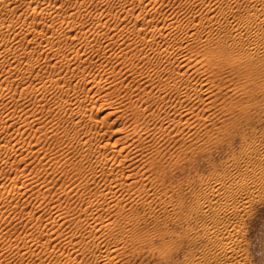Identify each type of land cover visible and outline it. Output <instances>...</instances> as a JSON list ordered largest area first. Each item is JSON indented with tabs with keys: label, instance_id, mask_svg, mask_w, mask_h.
<instances>
[{
	"label": "rangeland",
	"instance_id": "rangeland-1",
	"mask_svg": "<svg viewBox=\"0 0 264 264\" xmlns=\"http://www.w3.org/2000/svg\"><path fill=\"white\" fill-rule=\"evenodd\" d=\"M35 1H39V2H37L39 4H37ZM35 1H33V0H29V1L28 0H17L14 3L17 6H16V10L12 11L13 13L10 12V14L8 15L7 14L8 11L5 12V11L1 10V12H0V21L2 20L1 22H3V24H7L6 21L8 23H10V22H13L15 20L16 22L14 21L13 23H16V25H19V24H21L20 22L25 18V16H23V14H17V13L31 11L30 6L32 7L33 4L34 5L37 4V10H39V7L46 5V3L52 2L50 4V6L53 7V9L55 10V11L53 10V14H56L57 13L56 10L59 9L58 10L59 15L58 16L55 15L53 17V21H52L53 22L52 26H53L54 30L52 29V27L50 28L47 26L48 24L52 23V22H50L52 20L50 15H46L47 17L45 16L46 17V18L44 17L45 19H43V18L38 19L39 18L38 16H36L34 20L33 19L32 20L27 19V21L29 22L28 25L30 26V28L33 27L38 31H45L46 35L48 34L49 38L52 40V43L51 42L49 43L46 40V37H41L38 35L32 39L30 38V36L27 38H23L21 35H19V36L17 35L18 38L16 36H14V37H16V38H14L13 35H10L9 41L6 45L4 42L0 41L1 42L0 43V52H1L0 57H3L2 59H0V64H1V66L4 64L2 67H0L2 70V71L0 70V88L2 89V90H0V112L2 111L0 113V117L4 120L5 118L9 119L10 116L11 117L15 116L14 121L6 122V124H8L7 126L0 124L1 125L0 126V250L3 251V252L1 251V253H0L1 254L0 264H2V263L5 264L6 262H7L6 264H14L15 262H16V264L17 263L18 264H61V263L62 264H84V263L93 264L96 262V260H98V256L96 258H95V256L99 255L100 252H103L104 250H107V249L109 251L112 250V251H110V253L112 252L111 254L113 255V257L117 254L118 255L115 256L117 258L111 257L110 260L107 261L105 264H117V263L118 264H216L214 262H208V261L204 262L200 257V252H201L202 248L204 247L205 242L198 240V239H195V237H193L195 235L197 236V232H199L200 229H198L199 226H196L198 224L196 222L195 216L192 214H189V210H190L189 208H190V206L195 204V201H194L195 196H196L197 192L200 190V186H201L200 182L202 181V179L204 180L205 178H207L213 174L221 175V174L227 173L229 171L228 164H229L230 160L232 159V157L242 156V153H243L242 148H244L245 143L247 141L253 139L252 135L249 134V131H246L251 123L250 124L247 123L248 125L244 124L241 128H234L230 125V121L223 122V118H225L226 115H224L223 112L220 109H218V106L215 105L214 102H216L217 99L214 100L213 103L209 102L210 104H208V102L205 103L206 102L205 100H195V102L193 101L192 103H190L188 105V106L191 105L190 110H193L192 112L190 111L187 114H181V115H177L175 117V118H178V116L180 118L182 117L181 121L183 123L180 122L181 123L180 125H178V126L176 125V127H175L173 124H170L171 121L167 120L166 118H164V119L157 118L156 120H152L149 122L148 125H151V126H149V128H153L156 126V128H158V129H160V128L166 129L165 130L166 132L161 131V130H160V132H158L157 131L158 129L153 128V129L149 130V132H150L149 134H151L150 137L149 136L145 137V138L143 137V134L146 135L145 131H143L141 133L142 136L141 135L136 136L135 133L134 134L132 133V128H131L132 121H131L130 115H128L130 113L129 102L136 99V97H137L136 93H138L139 90L141 91V89H143V87H146V89L151 87L150 82L152 80H154V77L156 79V74H153L155 76H153V79L151 78L152 79L151 81L150 80L147 81V77L146 78L143 77L140 80H134L133 81V79H131V77L127 74V72H124L126 67H129L128 66L129 64L131 67H134L135 70L141 69L142 71H146L144 74H146L148 72V67H146L145 64L139 63L141 60H139L138 58H137L138 59L137 60V59H135V57H130L131 56L130 53L132 54V52H133V50L131 49L132 46H129V47L126 46L129 41L130 42L133 41L130 38L135 37V39L138 40V38H136V37H138L139 35H142L144 32V30L142 29V25H140L143 23L142 20L140 19V20L134 22V17H133L134 12L136 14L137 11H142V9H139V8H141V6H143L144 4H141V3L136 4L133 2V0H131V1H129V0H126V1L125 0H75V2H74V0H65V3H63V4H59L60 0H56L57 3H53V1H55V0H43V1L35 0ZM123 1L127 2V3H124ZM147 1H150V2L153 1L154 2V3L152 2L151 4L155 8H153L151 6L149 10H150V13L152 15H155V16L157 15L156 18H158L159 15L160 16H162V15L166 16L167 15V16H169L168 18H173V19L177 18L179 20L178 22L181 23L182 27L191 26V25L195 24V22H197V21H198L197 23H199L200 19H203V21L205 20L207 0H205V2H202L200 0H147ZM26 2H28V3L25 4ZM29 2H32L33 4H31V3L29 4ZM120 3L121 4H123V3L127 4V6L129 5V7L132 9V11L130 10L129 12H126L128 14H126V13L116 14V11L121 9V7L119 6V5H121ZM94 4L96 7L93 6ZM133 4H135V5H133ZM218 4H220V3H218ZM27 5H30V6H27ZM56 5H58V6H56ZM78 5H79L80 10L82 12L77 10V11H74V13L72 14L73 17H69V19H68V17H65L69 12H71L69 10H71L73 7H76ZM220 5H221V7H220ZM220 5L216 6V4H215L213 6V11H216V9L217 8L219 9V7L221 9L223 5L222 4H220ZM27 7H29V8H27ZM57 7H59V8H57ZM93 7H95V8H93ZM132 7H134V8H132ZM90 9H91V11H90ZM218 9H217V11H218ZM100 10H103L104 13L106 12L105 14L107 16L106 15H105L106 17L103 16L101 18V21L99 22L96 18H97V15L99 13L98 11H100ZM177 10H179V11H177ZM14 12H16V13H14ZM60 12H61V14H60ZM65 13H66V15H65ZM80 13H82V15ZM76 14L78 16H76ZM112 16H113V18H112ZM10 19H12L13 21ZM61 19L64 21L67 20L65 23H68V25L64 24V21H61ZM77 20H78V22H77ZM125 20H126V22H125ZM46 23H48V24H46ZM71 24H73V26ZM56 25L58 28L56 27ZM69 25H71V26L69 27ZM195 26H198V24L197 25L195 24ZM138 27H139V30L141 31L140 33L135 31ZM129 28H131V30ZM214 28H218V27L214 26L212 29H214ZM96 29H97V32L100 33L102 38L100 37L99 33L96 32ZM124 29L125 30L127 29V30L125 31ZM51 30H53V31H51ZM118 30L119 31L123 30L124 32L123 31L119 32ZM142 30H143V32H142ZM104 31H107V33ZM117 31H118V33H117ZM50 32L51 33L54 32L52 34V37H51ZM133 32H135V33H133ZM217 32H219V29L213 30V33H217ZM77 33H78V36H77ZM177 33L181 34V31H174L172 35H177ZM72 34H74L75 39L73 38ZM94 34L97 35L95 38H94V36H95ZM119 34L120 35L122 34L121 42L119 40V39H121L120 36L116 37V35H119ZM135 34H136V36H135ZM83 35H85L86 37ZM106 35L108 36V38H106ZM103 36L105 37V39ZM20 38H22V39H20ZM72 38L74 40H72ZM87 38H89L88 41H87ZM81 39H83V40H81ZM99 39H101L102 42L101 41L99 42ZM115 39L116 40L118 39V40L115 41ZM68 40H69V42H68ZM62 41L63 42L66 41V42L63 43ZM71 41H73L74 44ZM105 41L109 42V43H111V41H112V43H111L112 45L110 44L109 45L110 47L107 46L108 50H105L106 48L104 49V45L106 43ZM125 41H128V42L126 43ZM164 41H166V42H164ZM171 41H172V36H170V37L166 36L163 39H158V37H157L156 43L162 44V43H167V42H171ZM93 43L94 44L96 43V44L93 45ZM67 44H69V46L75 45L74 48L79 49L78 52L80 54L79 55L80 57H79L78 61H80V60L81 61L79 62V64H77L78 66L75 64L76 60L72 59L74 57V55L71 53L70 50H68L69 48L66 47ZM113 44L114 45L116 44V46H114ZM117 44H118V46L119 45H122V46L118 47ZM50 45L53 46V47L51 46L52 51H54V49L56 50L57 58H56V55L52 56V58L47 57V60L52 59L50 61V65H47L46 61H45L46 58L43 57V55H44L43 51L47 48V46H50ZM86 45H88V46H86ZM101 45H103V46H101ZM5 46L7 47V49ZM90 46L92 48H90ZM93 46H94V48H93ZM123 46L126 48L127 53H125V54H124L125 49H121V47H123ZM12 47H14V50ZM101 47H103V48H101ZM110 48L111 49L113 48L112 51L110 50ZM193 48L195 49V47H193ZM117 49H119L120 51ZM10 50L12 52L13 51H15V52L12 53ZM62 50H63V52H62ZM102 50L104 51L105 54L103 53ZM197 50H198V48H197ZM113 51L115 52V54ZM7 52L8 53L11 52L10 54H12V55L7 54ZM190 52L192 54V59H194V61H196L195 59H198V57L196 54H194L195 51L194 52L190 51ZM41 54H43V55L41 56ZM99 54H100V56H99ZM112 54H114V56ZM116 54H117V56H116ZM63 55H65L64 56L65 58L63 57ZM110 55H112V56H110ZM37 56H39V57H37ZM59 56L63 57L62 60L60 59L61 61L57 62L60 64L56 63L55 66H53V65L51 66V64L53 63V60L55 58L56 59L61 58ZM66 56H68V57H66ZM125 56H126V59L128 60V58H129V60L123 64L121 62L125 58ZM30 58H31L32 65H30L29 61H28ZM66 58L71 60V61H69L70 64H68V67L65 65L66 64V60H65ZM130 59H132L133 61L132 60L130 61ZM153 59H154V57H153ZM97 61H99V64ZM135 61L139 64H137ZM175 63H176V61L172 60V63H170V66L174 67ZM136 64H137V66H135ZM28 66H29L28 69H30V70L27 69ZM4 67H6V68H4ZM12 67L19 69L20 71L16 70L15 68L8 69V68H12ZM77 68H78V70H77ZM102 68H103V70H102ZM36 69H39V70H36ZM107 70H109V71H107ZM110 70H112L113 72ZM101 71H103V72H101ZM110 72H112L113 74L115 73L116 75L115 74L113 75ZM138 72L139 71H137L136 73H138ZM121 73H123V74H121ZM107 74L110 75V78H109V80L107 79L106 81L109 82L113 76L116 77V78L113 77L114 81L106 84L107 86L101 85L100 87H103V88H100L98 85H95L96 84L95 82L98 80L104 81L105 77H106L105 75H107ZM197 74H198V76L200 75L199 72H196V74H194L195 77H198ZM70 75L72 77H70ZM77 76H79V77H77ZM58 77H60L62 79L67 78L66 81L67 82L69 81L68 82V83H70L69 89H71L73 92L68 89L69 91L67 92V95H69L70 93H71V95H73L74 91H76L74 89L76 88V89H78L77 90L78 92H76V94L78 93L80 98H82V97L85 98V96H82V95H85L86 91L88 93L87 89L89 88V90H90V88H91V90L89 91L90 92L89 94H92V96L89 97V94H88V96H86V98L84 100V103L89 102L88 98H90L92 101L98 99L96 101V103L92 104V107H90V109L87 111V113L89 115L91 114L96 118L105 114V112H104L105 110L100 108L101 105H99V104H101V102H109L110 100L111 101L112 100L113 101L122 100L123 102H121L119 105V108L116 109L117 112L112 113L108 117L109 119L107 118L108 119L107 121H109V120H110V122L113 121L114 122L113 125H116V127L118 126V129H119L118 133L117 134L116 133L110 134V132L108 131L105 133L104 139L111 142L116 137H118L119 135L126 136L124 134H127L126 142L124 144L119 142V144H121V145L123 144L125 147L127 145V147H126L127 149H129L131 146L130 143L132 141V137L134 139H137V140L140 139L139 141L141 142V143H139L140 145L138 147V150L136 151L137 156L134 155V158L128 157L124 161V164L126 163V165H124L125 174H126V172H128V173L130 172L129 174H134L136 172V170L139 168L138 169L139 171L137 170L135 175L129 176L130 179H132L135 182L138 179L136 182L137 187L131 188L129 190L130 194L127 193V195L129 194L128 195L129 199L123 200L125 210H127V212H130V213H127L126 211L120 213L118 215L119 219L117 217H116L117 219L115 218L116 223L118 222L117 226H115L116 225L115 224L114 227H112V229L110 228V231H108V228L106 231H102L103 230L102 228H100L99 226L98 227L96 226V228H95L96 233H94V235L96 236L95 239H94V237H95L94 235H93V238H91L92 235H90L89 238L81 235L82 230H84L83 227H85V225H83V223L81 222V221L85 222V220H83V217H84L83 212L84 211L82 210L83 209L82 207H84L85 204H84V202L82 203L81 199L84 196H87L89 191L94 192L93 188H94V190L98 189L97 187H99V183L96 186L95 183H91L89 181L88 183H90V184L88 186H85V187L82 186V184L79 182L85 181L89 172L86 171L84 167L82 169H80L79 167H76V166L81 161V163H83L84 165H86V164L91 165V163H92V167L94 168V166H96V164H95L96 161L94 162V158L92 160V158H90L89 155L86 154V151L82 147V144H80L78 137H75L74 128H73L74 125L71 122L70 114L68 115L65 112H63L62 110L57 111L55 109H50V107H49V106H51V108H55L54 106L60 101V97L63 95L61 93V90L58 89V86L61 84L60 82L62 81V79H60L61 81H59L58 85L53 86L54 88L52 87V85H47V88L44 89V99H42V97L40 96V93L37 94L38 98L36 97V95L34 96V94L30 93V92H28L26 94L27 96L21 94L24 97L23 98L22 96H19L20 94L18 92V90L21 88L20 86H22L24 84H32V83L34 84L35 83V85H36L38 83L42 84L43 82H46L48 84V81H47L48 79L58 78ZM76 77L79 79L80 78L83 79L84 82L82 83V81H80L78 83V81H75V80H78ZM68 78H69V80H68ZM117 78H118V80L124 79L122 81L123 84L125 83L124 86H122L123 85L122 83L120 84L119 82H115V81H118V80H116ZM70 79H72V80H70ZM130 81H132V82H130ZM63 83L64 82H62V84ZM77 83L79 85H77ZM90 83H91V85H90ZM114 83L116 84V86ZM117 83H119V85ZM135 84L137 85V87ZM87 85H88V87H87ZM112 85H114V86H112ZM94 86H96L97 88ZM131 86H133V87H131ZM98 87H99V89H98ZM116 87H117V89H116ZM93 88H96V89H93ZM82 89H84V90H82ZM129 89L132 92L135 91L136 89L137 90L135 92L131 93L129 91ZM94 90H95V92H96V90H98V91L96 93H94ZM102 91L103 92L106 91V92L103 93ZM121 91H122V93H121ZM12 92L13 93L15 92V95L11 98L8 97V95L11 96L13 94ZM111 92H112V94H111ZM126 92H128V94H126ZM152 92H154V91L152 90ZM45 94H46V96H45ZM100 94L101 95L103 94V95L101 96ZM104 94L106 96H104ZM48 95H50V96H48ZM128 95H131V96L129 97ZM154 95H156V94L154 93ZM33 96L35 97V99ZM219 98L222 99L223 96H219ZM32 99H33V102H32ZM45 99H47V100H45ZM48 99H50V100H48ZM107 99H108V101H107ZM221 99H218V102ZM136 100H139V98L137 97ZM41 101H42V104L43 105L45 104V105H44V107L41 106L42 108H39ZM203 102H204V104H203ZM218 102H216V103H218ZM29 104H30V106H29ZM50 104H52L53 106ZM122 104H123V107H122ZM205 106H206L207 110H206ZM208 106H210V107H208ZM11 107H13V108H11ZM47 107H48V109H47ZM213 107L215 109H213ZM32 108H34V109H32ZM43 108H45V109H43ZM41 109H42V112H41ZM118 109H119V111H118ZM53 110H55V111H53ZM152 110H153L152 113H154L156 115L161 114V117H162V114L164 115V111H162L163 109L160 110V107L157 104L151 103L149 105V111H152ZM196 110H198V111H196ZM201 110H203V111H201ZM11 111L13 112V115H12ZM26 111L29 113H34L35 116L39 115V116H36V118H37L36 121L39 123L32 122L31 125L22 126L23 128L20 127V124L17 125L19 123L20 117H23V115L25 114L24 112H26ZM32 111H34V112H32ZM214 111H216V112L214 113ZM196 112H200V114L195 117L194 115ZM211 113H214L213 114L214 116H212ZM19 114L22 116H19ZM118 114H120V115H118ZM8 115H9V117H8ZM186 115H188L187 118L189 119V122H190L189 124L186 122L187 118L184 117ZM67 116H68L71 123L69 122V120H67L68 119ZM124 117H125V119H124ZM204 117H206V118L204 119ZM183 118H185L184 121H183ZM191 118H193V119H191ZM158 119H160L161 122ZM15 120H18V121L16 122ZM163 120H165V121H163ZM117 121H118V123H117ZM146 121H147V118L145 119V124L147 125ZM100 122L101 121L98 120L96 124L94 123L95 126L94 125H93V127L90 126L92 128H90L89 126H86V127L82 126L83 128L81 129L82 130L81 134H84V136L87 134L91 135V134L96 133L95 132L96 129H102L103 130V129L107 128V126L109 125V123L103 124L102 122L101 123ZM126 122H128V123H126ZM120 123L123 124L124 126L125 125L126 126L125 127L123 125L121 126ZM50 124L52 126L58 125L57 130L55 131L56 132L55 134L52 132L47 133L50 129ZM255 124L257 125V127H259L258 123H255ZM99 125H100V127H99ZM157 126H159V127H157ZM166 126L168 129L165 128ZM261 126L264 127V124L262 123ZM113 127L115 128V126H113ZM110 129H112V127H110ZM87 130L89 132H87ZM151 130H152V132H151ZM240 130H242L243 132L245 131V133L247 135L243 136V134ZM44 132H46V133H44ZM161 133H162V135H160ZM159 135H160V137H159ZM140 136H141V138H140ZM152 136H153V138H152ZM142 137H143V139H142ZM129 139H131V140H129ZM147 141H149V142H147ZM94 143L91 144V150H94L96 145L98 144V143L97 144H94ZM109 146L111 148V144H108L106 148L105 147L103 148V153L107 157L111 156L110 155V148L108 149ZM117 146H118V144H117ZM140 150H142V151H140ZM153 150L155 151V153ZM156 151H157V153H156ZM161 151H162V153H160ZM154 155L155 156L158 155V156H156V157H158V158H156V163L155 162L153 163ZM148 157H150V158H148ZM90 159L93 162H91ZM159 159H160V161H159ZM54 161H56V162H54ZM127 162H128V164H127ZM161 166H162V168H161ZM114 169L112 171H115ZM95 170H98L96 172V176L98 177V179H102V176H98L101 174L99 172L100 167L96 166ZM130 170H132V171H130ZM107 173H110V172L108 171ZM112 173H116V172H112ZM74 175H76V176H74ZM135 177H137V178H135ZM4 183H7L6 187L3 186ZM78 184L81 186H79ZM29 185H30V187H29ZM93 185L96 187H94ZM143 185L145 188L148 187L147 188L148 191H147V189H145L143 187ZM139 186H141V188ZM138 187H139V189H138ZM47 189H49V190H47ZM80 189H82V190H80ZM39 190H43L45 192H43V191L40 192ZM130 191H132V192H130ZM80 192L81 193L84 192L85 194H81ZM142 192H144V193H142ZM78 193L81 195L79 196ZM139 193H141V194L139 196H137ZM89 194H91V193H89ZM82 195H84V196H82ZM150 196H152V197H150ZM130 197H134V198L136 197V198H135V200H132V202H131V201H129ZM149 197H150V199L147 200V198H149ZM67 201H68V203H67ZM139 201H140V203H139ZM161 201L163 202V204L161 203ZM141 202H143V203H141ZM94 203H96V202H94ZM94 203H92L93 205H91V206L89 205L88 211L90 210V208L94 209L96 207L95 205H97V203L95 205H94ZM129 203H130V205H129ZM79 204H81V205H79ZM106 206H108V205H106ZM148 206H150V207H148ZM36 207H38V208H36ZM110 207L109 208H106L105 206H104V208L98 207L97 212H98V214L100 213L99 214L100 216L97 214L96 216H92V217L97 218L96 222H100V221L103 222L108 217L110 219H112V212L111 211H112V208L114 206H110ZM172 208H174V209H172ZM108 209H109L110 213H109V211H107ZM149 209L150 210L153 209L154 211L152 210L153 211L152 212ZM51 210H53V211H51ZM172 210L175 213L174 212L169 213L170 211L172 212ZM39 211H41V212H39ZM134 211H137L139 213L134 212ZM249 211L250 212H248L246 215H244L242 217V220L240 221V227L241 228H239V232L237 233V235L240 236V237L238 236L239 245H238V248L236 250L237 254H238L237 262L230 260L231 262L230 261H226V262L222 261V263L220 262L217 264H239L240 262H241V264H264V192L252 202V204L249 207ZM27 212H32L33 217L32 216L30 217L29 213H27ZM58 212L61 213L62 216H63V214H66L68 217L62 218V216L60 215L61 218L58 219L55 216L56 214H58ZM107 212L110 215H108ZM142 213H144V214H142ZM164 213L166 216L164 215ZM50 214L54 215L55 218L58 219V221L62 219V222H60V221L55 222L54 221V223L52 225L50 224L52 229L47 225L51 229L49 231H51L52 237L59 236V234H60L61 239L64 237L67 240V236L72 235L74 233L72 236L73 242L67 243V242L63 241L59 244L53 242V243H55L53 247L51 245L40 247L39 245L32 244V245H30L31 248H28V250L32 249L31 253H30V251L26 250L27 252L25 251V253L23 254V255H25L24 259L22 257V260H21L22 263H19V259L16 258L17 255L19 254L18 251H16V249H17L16 247L18 246V248H20V252H23L28 247L29 242H27L26 238L23 239V237L21 238L18 236H22L25 233V231L28 232L29 230H30L29 233L30 232L34 233L35 231H33V230H35V229H33L32 227H35L36 225L38 226V223H40V222H41L40 223L41 225L39 224V226L42 227L43 229H45V227H47V226L44 225V227H43V224L46 223V221L48 220L47 217H49ZM145 214H146V216H145ZM171 214H173V215H171ZM28 215L30 218L27 217ZM80 215H82L83 217ZM139 215H141V216H139ZM34 216H36L35 217L36 219L34 218ZM86 216H88V215H86ZM124 216H129V218H131V220L126 223L127 227H132L134 225L133 227L135 228V226H136V228L138 230H140V232L142 233L144 238L137 239L140 243L136 239L133 240L134 238H131L132 240L129 239L130 237H128V236H127L128 238L125 236L127 240L125 239V237H124L125 240L124 239H121V240L118 239L120 237V233L118 235V232H119L118 227H122L123 225H121V224H125L124 221H121L122 223L120 222V220H123ZM69 217L71 218V221H70ZM92 217H90V215H89L88 220H90V219L92 220L93 219ZM26 218H27V220H26ZM44 218H45V220H44ZM72 218H77V219L79 218L80 219L79 222L83 225V227L81 224L76 222L75 219L72 220ZM103 218H104V220H103ZM135 218H137V219H135ZM38 219L41 221H39ZM99 219H102L103 221L99 220ZM138 219H140V220H138ZM28 220H29V222H28ZM35 220L38 222L37 224H36ZM49 220H52V218L51 219L49 218ZM26 224H28V225H26ZM85 224H86V222H85ZM31 225H33V226H31ZM87 225L88 224H86V226ZM193 227L194 228L198 227V228H196L197 229L196 230ZM30 228H32L33 230ZM105 229L106 228H104V230ZM116 229L118 232L116 231ZM97 231H100V233L99 232L97 233ZM18 232H20V233H18ZM55 232H57V233H55ZM114 232H115V234H114ZM54 233L56 235H54ZM116 236H118V237H116ZM105 237H107V238H105ZM113 237H115L116 240ZM19 238H21V239H19ZM142 239H144V240H142ZM42 240H45V238H42ZM109 240H111L112 242H113V240L117 241V242H114L113 245H110L112 243ZM74 241H77V242H74ZM86 241H88V243H89V246H88L89 249L87 247H81V246H83L84 242H86ZM136 241H137V243H136ZM8 242H10L11 244L14 243L13 246H15V247H14L13 251L7 250V248L5 247L6 243H8ZM118 243L121 244L123 247H120L121 245H119ZM99 245H100V247H99ZM105 245H110V246L109 247L107 246L108 247L107 248ZM103 248H105V249H103ZM14 250H15V253H13ZM114 252H116V253H114ZM119 252H121V253H119ZM239 256H240V258H239ZM72 257H76L77 260L76 261L70 260V258H72ZM199 257L201 260L199 259ZM18 258H19V255H18ZM85 260H86V262H85ZM111 261H112V263H111ZM200 261H202V262H200ZM232 261H233V263H232Z\"/></svg>",
	"mask_w": 264,
	"mask_h": 264
},
{
	"label": "bare ground",
	"instance_id": "bare-ground-1",
	"mask_svg": "<svg viewBox=\"0 0 264 264\" xmlns=\"http://www.w3.org/2000/svg\"><path fill=\"white\" fill-rule=\"evenodd\" d=\"M17 0H0V12L1 10L3 11H8V15L10 14V12L15 11L16 10V6L14 3ZM29 1V0H28ZM35 1V0H33ZM43 1V0H41ZM126 1V0H125ZM131 1V0H129ZM128 1V2H129ZM202 2H205V0H200ZM36 3L39 1H35ZM75 2V0H74ZM122 2V1H121ZM124 2V1H123ZM134 3H141L144 4L143 6H141L142 11H137V13L133 14L134 17V22L138 21V20H142V35H139L138 40L134 38H130L133 41L132 42H128L125 41L126 43L128 42V44L126 45L127 47L132 46L131 49L133 50L132 54L130 53V57H135V59H139L141 60L139 63L141 64H145L146 67H148V72L146 74H144L146 71H142L140 70H135L134 67H131L130 64L128 65L129 67H126V69L124 70V72H127V74L131 77V79L134 80H140L141 78H146L147 77V81L148 80H152L153 79V74H156V79L154 77V80H152L150 82L151 87H149L148 89H146V87H143V89H141V91L138 93H136V96L139 98V100H133L129 102V109H130V113L128 115H130L131 117V128H132V133L136 134V136L141 135L142 136V132L145 131V134H143V137H150L151 134H149V130L150 129H158L155 127L153 128H149L148 125L150 121L152 120H156L157 118H161L164 119L166 118L167 120L171 121L170 124H173L175 127L176 125H180L182 122L181 118L178 116V118H175L177 115H181V114H187L190 111L192 112L193 110L191 109V105L188 106L190 103H192L193 101L195 102V100H205L208 104L213 103L214 100L217 99L216 102H218L219 96H223V98L218 102H214L215 105L218 106V109H220L224 115H226L225 118H223V122L226 121H230V125L234 128H241L244 124L246 125L247 123H251L250 126L247 128L246 131H249V134L252 135V140H249L245 143L244 148H242L243 153L242 156H238V157H232V159L230 160L229 164H228V168L229 171L225 174H213L210 175L209 177L205 178L204 180L202 179L201 186H200V190L197 192L196 196H195V204L190 206V210H189V214H192L195 216L196 218V222L199 226L196 227L198 229H200L199 232H197V236H193L195 237V239L204 241V247L202 248L201 252H200V257L201 259L205 262H214V263H222V261L226 262V261H230L233 260L234 262H237L238 260V254H237V248L239 245V238L237 235V233L239 232V228L240 227V221L242 220V217L244 215H246L249 211V207L252 204V202L258 198V196H260L263 192H264V127L261 126V124H264V0H207V8H206V12H205V20L203 21V19H200V22L197 23L195 22V24L198 26H195V24L191 25V26H187V27H182L181 23L178 22L179 20L177 18L173 19V18H168L169 16H160L159 15V19L156 18L155 15H152L150 13V7L152 6V2L147 1V0H133ZM156 2V1H155ZM28 2H26L25 4H27ZM33 4L32 2H29V4ZM52 3V2H51ZM51 3H46V5H43L41 7H39V10H37V4H33L32 7L30 5V10L31 11H27V12H22V13H17V14H23V16H25V18L20 22L21 24L16 25V23H13L14 21L12 19L13 22L8 23L6 21L7 24H3V22L0 21V41L4 42L5 45L8 43L9 41V36L13 35L17 37V35H21L23 38H27L30 36V38H35V36H41V37H46V40L50 43H52V40L49 38V35H46L45 31H38L35 28L31 27L28 25L29 22L27 21V19L30 20H34L36 16H38L40 18L45 19L47 16L46 15H50V17L52 18V20L50 22L53 21V17L56 15H59L58 10L56 14H53V7L50 6ZM53 3H57V1H53ZM65 3V0H60L59 4H63ZM78 3V2H77ZM127 3V2H124ZM121 4L119 5L121 7L120 10L116 11V14L118 13H126L129 12L130 10L132 11V9L129 7V5L127 6V4ZM131 3V2H130ZM154 3V2H153ZM222 4V8L220 9ZM45 4V3H44ZM85 4V3H84ZM99 4V3H98ZM129 4V3H128ZM199 4V3H198ZM216 4L220 5L218 11L216 9V11H213V6ZM77 5V4H76ZM80 5V4H79ZM76 6L73 7L71 10V12H69L67 15L65 13V17H73L72 14L74 13V11H81L80 7ZM83 5V4H82ZM86 5V4H85ZM132 5V4H131ZM135 5V4H133ZM58 6V5H56ZM73 6V5H72ZM95 6V4L93 5ZM99 6V5H98ZM60 7V6H59ZM57 7V8H59ZM96 7V6H95ZM93 7V8H95ZM135 7V6H134ZM132 7V8H134ZM139 7V6H138ZM143 7V8H142ZM145 7V8H144ZM153 7V6H152ZM29 8V7H27ZM56 8V9H57ZM89 8V7H88ZM155 8V7H153ZM152 8V9H153ZM119 9V8H118ZM180 9V8H179ZM26 10V9H25ZM28 10V9H27ZM170 10V9H169ZM194 10V9H193ZM20 11V10H19ZM55 11V10H54ZM91 11V9H90ZM102 11V12H101ZM176 11V10H175ZM179 11V10H177ZM65 12V11H64ZM82 12V11H81ZM94 12V11H93ZM98 15H97V20L100 22L101 18L103 16H105L106 12L104 13L103 10L98 11ZM4 13V12H3ZM13 13V12H12ZM16 13V12H14ZM31 13V14H30ZM153 13V12H152ZM61 14V12H60ZM82 15V13H80ZM89 14V13H88ZM113 14V13H112ZM128 14V13H126ZM162 14V13H161ZM185 14V13H184ZM64 15V14H63ZM62 15V16H63ZM131 15V14H130ZM165 15V14H164ZM7 16V15H6ZM19 16V15H18ZM46 16V17H45ZM61 16V17H62ZM76 16H78L76 14ZM75 16V17H76ZM107 16V15H106ZM105 16V17H106ZM9 17V16H8ZM15 17V16H14ZM45 17V18H44ZM129 17V16H128ZM171 17V16H170ZM113 18V16H112ZM111 18V19H112ZM121 18V17H120ZM74 19V18H73ZM90 19V18H89ZM106 19V18H105ZM158 19V20H157ZM6 20V19H5ZM58 20V19H57ZM66 20V19H65ZM84 20V19H83ZM92 20V19H91ZM133 20V19H132ZM198 20V19H197ZM61 21H64L61 19ZM67 21V20H66ZM66 21H64V24ZM75 21V20H74ZM16 22V21H15ZM37 22V21H36ZM44 22V21H43ZM49 22V23H50ZM60 22V21H59ZM58 22V23H59ZM78 22V20H77ZM126 22V20H125ZM192 22V21H191ZM34 23V22H33ZM32 23V24H33ZM55 23V22H54ZM63 23V22H62ZM72 23V22H71ZM92 23V22H91ZM124 23V22H123ZM48 24V23H46ZM53 22L48 24V27H52ZM56 24V23H55ZM63 24V25H64ZM74 24V23H73ZM73 24H71L73 26ZM95 24V23H94ZM35 25V24H34ZM66 25V26H67ZM69 25V27L71 26ZM97 25V24H96ZM41 26V25H40ZM98 26V25H97ZM103 26V25H102ZM113 26V25H112ZM130 26V25H129ZM139 26V25H138ZM150 26V27H149ZM214 26L218 27V28H214V29H219V32L217 33H213L212 29ZM37 27V26H36ZM57 27V25H56ZM61 27V26H60ZM59 27V28H60ZM64 27V26H63ZM68 27V26H67ZM88 27V26H87ZM41 28V27H40ZM58 28V27H57ZM99 28V27H98ZM116 28V27H115ZM123 28V27H122ZM121 28V29H122ZM91 29V28H90ZM109 29V28H108ZM131 30V28H129ZM136 29V28H135ZM212 29V30H211ZM44 30V29H43ZM54 30V29H53ZM51 30V31H53ZM57 30V29H56ZM68 30V29H67ZM84 30V29H83ZM125 30V29H124ZM127 30V29H126ZM125 30V31H126ZM134 30V29H133ZM132 30V31H133ZM47 31V30H46ZM108 31V30H107ZM107 31H104L107 33ZM114 31V30H113ZM119 31V30H118ZM117 31V33H118ZM123 30H120L119 32H122ZM138 33H140L141 31L139 30V27L135 30ZM174 31H181L180 33H177V35H172ZM62 32V31H61ZM79 32V31H78ZM88 32V31H87ZM97 32V29H96ZM124 32V31H123ZM130 32V31H129ZM49 33V32H48ZM51 33V32H50ZM54 32L51 33V37L52 34ZM81 33V32H80ZM99 33V32H97ZM96 33V34H97ZM102 33V32H101ZM112 33V32H111ZM110 33V34H111ZM115 33V32H114ZM135 33V32H133ZM85 34V33H84ZM103 34V33H102ZM116 34V33H115ZM132 34V33H131ZM137 34V33H136ZM135 34V36H136ZM147 34V35H146ZM179 34V35H178ZM61 35V34H60ZM67 35V34H66ZM65 35V36H66ZM73 38L74 37V34ZM76 35V34H75ZM95 35V34H94ZM100 35V33H99ZM78 36V33H77ZM76 36V37H77ZM85 36V35H83ZM88 36V35H87ZM91 36V35H90ZM97 35L94 36V38ZM117 36H122V34L120 35H116ZM129 36V35H128ZM166 36H172V41L171 42H167V43H156L157 42V37L158 39H163ZM14 37V38H16ZM40 37V38H41ZM67 37V36H66ZM81 37V36H80ZM86 37V36H85ZM101 37V35H100ZM104 37V36H103ZM124 37V36H123ZM18 38V37H17ZM68 38V37H67ZM72 38V40H74ZM93 38V39H94ZM102 38V37H101ZM106 38H108V36L106 35ZM111 38V37H110ZM109 38V39H110ZM119 38V37H118ZM22 39V38H20ZM51 41H50V40ZM66 39V38H65ZM89 38H87L88 41ZM105 39V37H104ZM128 39V38H127ZM156 39V40H155ZM29 40V39H28ZM70 40V39H69ZM68 40V42H69ZM77 40V39H76ZM83 40V39H81ZM96 40V39H95ZM108 40V39H107ZM114 40V39H113ZM118 40V39H117ZM115 39V41H117ZM120 42L122 40L119 39ZM14 41V40H13ZM16 41V40H15ZM21 41V40H20ZM78 41V40H77ZM86 41V42H87ZM97 41V40H96ZM101 41V39H99V42ZM169 41V40H168ZM0 42V43H1ZM26 42V41H25ZM46 42V41H45ZM63 42V41H62ZM66 42V41H64ZM63 42V43H64ZM73 42V41H71ZM102 42V41H101ZM106 42V41H105ZM155 42V43H154ZM166 42V41H164ZM3 43V44H4ZM48 43V44H49ZM88 43V42H87ZM98 43V42H97ZM112 43V41H111ZM111 43L106 42L104 45V49H107V46H109ZM20 44V43H19ZM27 44V43H26ZM38 44V43H37ZM43 44V43H42ZM74 44V42H73ZM96 44V43H95ZM93 43V45H95ZM103 44V43H102ZM119 44V43H118ZM117 44V46H118ZM124 44V43H123ZM59 45V44H58ZM80 45V44H79ZM84 45V44H83ZM91 45V44H90ZM112 45V44H111ZM114 45V44H113ZM9 46V45H8ZM23 46V45H22ZM52 45L47 46V48L43 51V54H41V56L43 55V57L46 58V64L50 65V61L52 59H48V58H52V56L56 55L57 58V53L56 50L54 49V51H52ZM63 46V45H62ZM66 46V45H65ZM75 46V45H74ZM74 46H69V44H67V48H69L68 50L71 51V53L74 55V57L72 59H75L76 62L75 64H79L78 61L79 59V49H75ZM88 46V45H86ZM92 46V45H91ZM90 46V48H92ZM103 46V45H101ZM116 46V44L114 45ZM122 46V45H119ZM118 46V47H119ZM6 47V46H5ZM18 47V46H17ZM56 47V46H55ZM96 47V46H95ZM110 47V46H109ZM117 47V48H118ZM195 47V49L193 48ZM3 48V47H2ZM14 50V47H12ZM19 48V47H18ZM94 48V46H93ZM103 48V47H101ZM198 48V50H197ZM5 49V48H4ZM7 49V47H6ZM5 49V50H6ZM17 49V48H16ZM20 49V48H19ZM58 49V48H57ZM113 49V48H112ZM112 49L110 48V50L112 51ZM121 49H125V53L126 52V48L123 46L121 47ZM30 50V49H29ZM28 50V51H29ZM34 50V49H33ZM60 50V49H59ZM67 50V51H68ZM86 50V49H85ZM99 50V49H98ZM97 50V51H98ZM109 50V51H110ZM115 50V49H114ZM119 50V49H117ZM197 50V51H196ZM4 51V50H3ZM11 51V50H10ZM38 51V50H37ZM103 51V50H102ZM116 51V50H115ZM120 51V50H119ZM124 51V50H123ZM131 51V50H130ZM189 51V52H188ZM190 51H195L194 54L197 55L198 59H195L196 61H194V59H192V54ZM12 52V51H11ZM11 52H7V54H10ZM15 52V51H13ZM12 52V53H13ZM21 52V51H20ZM61 52V51H60ZM63 52V50H62ZM66 52V51H65ZM81 52V51H80ZM90 52V51H89ZM92 52V51H91ZM99 52V51H98ZM114 52V51H113ZM3 53V52H2ZM41 53V52H40ZM104 53V51H103ZM107 53V52H106ZM120 53V52H119ZM16 54V53H15ZM19 54V53H18ZM21 54V53H20ZM37 54V53H36ZM63 54V53H62ZM61 54V55H62ZM102 54V53H101ZM105 54V53H104ZM115 54V52H114ZM114 54H112L114 56ZM1 55V52H0ZM4 55V54H3ZM12 55V54H10ZM67 55V54H66ZM69 55V54H68ZM107 55V54H106ZM110 55V56H112ZM127 55V54H126ZM16 56V55H15ZM65 55H63L64 57ZM100 56V54H99ZM109 56V57H110ZM117 56V54H116ZM119 56V55H118ZM129 56V55H128ZM17 57V56H16ZM36 57V56H35ZM39 57V56H37ZM42 57V58H43ZM61 57V56H59ZM58 57V58H59ZM63 57L59 58V59H54L53 63L51 64V66H55V64L58 61H61L63 59ZM68 57V56H66ZM122 57V56H121ZM154 57V59H153ZM196 57V58H197ZM3 57H0V59H2ZM44 58V59H45ZM65 58V57H64ZM108 58V57H107ZM194 58V57H193ZM37 59V58H36ZM41 59V58H40ZM61 59V60H60ZM120 59V58H119ZM123 59V58H122ZM137 59V60H138ZM11 60V59H10ZM66 66L68 67L69 61H71L70 59L66 58ZM83 60V59H82ZM100 60V59H99ZM121 60V59H120ZM129 60V58H128ZM125 58L122 60L121 63H125L126 61H128ZM132 59H130L131 61ZM172 60H175L176 63L174 65V67L170 66V63H172ZM29 64L32 65L31 63V58L28 60ZM94 61V60H93ZM101 61V60H100ZM133 61V60H132ZM99 64V61H97ZM136 62V61H135ZM134 62V63H135ZM5 63V62H4ZM24 63V62H23ZM44 63V62H43ZM95 63V62H94ZM129 63V62H128ZM133 63V62H132ZM137 63V62H136ZM137 63V64H139ZM60 64V63H57ZM74 64V63H73ZM137 64L135 66H137ZM4 65V64H3ZM2 65V66H3ZM9 65V64H8ZM63 65V64H62ZM127 65V64H126ZM132 65V64H131ZM0 64V67H2ZM10 66V65H9ZM21 66V65H20ZM35 66V65H34ZM40 66V65H39ZM43 66V65H42ZM50 66V67H51ZM78 66V65H77ZM97 66V65H96ZM143 66V65H142ZM8 67V66H7ZM16 67V66H15ZM15 67L12 68H8V69H13ZM31 67V66H30ZM74 67V66H73ZM140 67V66H139ZM6 68V67H4ZM17 68V67H16ZM15 68V69H16ZM29 68V66L27 67V69ZM33 68V67H32ZM35 68V67H34ZM45 68V67H44ZM73 69V68H72ZM108 69V68H107ZM110 69V68H109ZM112 69V68H111ZM145 69V68H144ZM143 69V70H144ZM1 70V68H0ZM7 70V69H6ZM18 71H20L19 69H16ZM30 70V69H28ZM39 70V69H36ZM41 70V69H40ZM71 70V69H70ZM78 70V68H77ZM82 70V69H81ZM103 70V68H102ZM2 71V70H1ZM10 71V70H9ZM22 71V70H21ZM35 71V70H34ZM59 71V70H58ZM109 71V70H107ZM112 71V70H110ZM137 71H139L138 73H136ZM7 72V71H6ZM27 72V71H26ZM31 72V71H30ZM53 72V71H52ZM76 72V71H75ZM83 72V71H82ZM103 72V71H101ZM113 72V71H112ZM110 72V73H112ZM122 72V71H121ZM196 72H199L200 75L195 77L194 74H196ZM4 73V72H3ZM81 73V72H80ZM100 73V72H99ZM109 73V72H108ZM8 74V73H7ZM54 74V73H53ZM87 74V73H86ZM101 74V73H100ZM113 74V73H112ZM115 74V73H114ZM113 74V75H114ZM123 74V73H121ZM126 74V73H125ZM116 75V74H115ZM118 75V74H117ZM5 76V75H4ZM38 76V75H37ZM80 76V75H79ZM77 76V77H79ZM105 82L104 81H96L95 85H98L99 87L101 85H105L108 83H111L112 81H114V78L116 77H112V79H110V81H106L107 79L109 80L110 75L107 74L105 75ZM128 76V77H129ZM67 77V76H66ZM70 77H72L70 75ZM76 77V78H77ZM86 77V76H85ZM120 77V76H119ZM129 77V78H130ZM138 77V78H137ZM38 78V77H37ZM83 78V77H82ZM98 78V77H97ZM101 78V77H100ZM103 78V77H102ZM123 78V77H122ZM126 78V77H125ZM152 78V79H151ZM7 79V78H6ZM48 79V78H47ZM60 77L58 78H50L48 79V84L46 82H43L42 84L38 83L35 85V83L33 84H24L22 86H20L21 88L18 90L19 92V96L25 95L28 92L33 93L34 96L40 93V96L42 97V99H44V89L47 88V85H52V87L54 85H58L59 81H61ZM67 79V78H66ZM66 79H62V81L60 82L61 84L58 86V89L61 90V93L63 94L60 97V101L54 106L55 108H51L50 109H55V110H62L63 112H65L66 114H70V119L72 124L74 125V135L75 137H78L80 144H82V147L85 149L86 154L89 155L90 158H94V162L96 161V166L100 167V175L98 176H102V179H98V177L96 176V172L98 170H95L92 167V163L90 164H86L84 165L83 163H81V161L79 162V164H77L76 167H79L80 169H82L83 167L85 168L86 171H88V175H87V180L85 179V181H81L79 183L82 184V186H88L90 183H88L89 181L91 183H95L96 186L99 183V187H97L98 189L93 188V191H89V194H87V196H84L81 201L82 203L84 202V207H82L81 209L84 211V217L83 220H85L86 224H88L86 226L84 221H81L83 223V225H85V227H83V225L79 222L80 219L78 218H72L76 220V222H78L79 224L82 225L83 229L81 235L84 237L89 238L90 235H92L91 238H93L94 233H96V226L102 228V231H106L108 228V231H110V228L112 229V227L117 226V223L115 221V218H118V215L122 212H127V210H125L124 207V201L123 200H127L129 199L128 195L129 190L131 188H135L136 186V182L133 181L132 179H130V175H135V173L137 172V170L139 169H135L136 172L134 174H129L128 172H124V165H126V163L124 164V161L129 157V158H134V155H136V151L138 150L139 147V143H141L139 140L134 139L132 137V141H131V146L129 149H127V145L126 147L123 145L127 138V134H124L126 136H122L119 135L118 137H116L113 141H108L106 139H104V135L106 132H110L113 134H117L118 133V126L116 127V125H113V121L110 122L107 121L109 118V116L112 113L117 112V108H119V105L121 102H123L122 100H118V101H109V102H101V109L105 110V114L100 116V117H94L93 115H89L87 113V111L90 109V107H92V104L96 103V100L92 101L90 98L88 103H84V100L86 98V96H88V94L90 93L89 88L88 93L86 91L85 98H80L79 94L76 92H78V89H74L76 91H74V94L71 95V93L69 95H67V92L71 89H69L70 87V83H68L66 81ZM78 83L80 81H82V83L84 82L83 79H79L77 78ZM104 79V78H103ZM102 79V80H103ZM128 79V78H127ZM69 80V78H68ZM72 80V79H70ZM118 80V78L116 79ZM124 79H119L118 81L115 82H119L120 84H123ZM143 80V79H142ZM42 82V81H41ZM62 82H64L62 84ZM90 82V81H89ZM132 82V81H130ZM136 82V81H135ZM138 82V81H137ZM77 83V85H79ZM86 83V82H85ZM119 83H117L119 85ZM139 83V82H138ZM142 83V82H141ZM75 84V83H74ZM115 84V83H114ZM125 84V83H124ZM124 84L122 86H124ZM140 84V83H139ZM73 85V84H72ZM89 85V84H88ZM87 85V87H88ZM91 85V83H90ZM136 85V84H135ZM84 86V85H83ZM114 86V85H112ZM111 86V87H112ZM116 86V84H115ZM121 86V87H122ZM90 87V86H89ZM96 87V86H94ZM98 87V89H99ZM109 87V86H108ZM128 87V86H127ZM133 87V86H131ZM137 87V85H136ZM139 87V86H138ZM3 88V87H2ZM16 88V87H15ZM54 88V87H53ZM97 88V87H96ZM93 88V89H96ZM103 88V87H100ZM105 88V87H104ZM110 88V87H109ZM135 88V87H134ZM142 88V87H141ZM69 89V90H68ZM86 89V88H85ZM111 89V88H110ZM115 89V88H114ZM113 89V90H114ZM117 89V87H116ZM139 89V88H138ZM155 89V90H154ZM0 90H2L0 88ZM16 90V89H15ZM51 90V89H50ZM84 90V89H82ZM104 90V89H103ZM108 90V89H107ZM112 90V91H113ZM132 90V89H131ZM137 90V89H136ZM135 90V91H136ZM152 90L154 92H152ZM46 91V90H45ZM72 91V90H71ZM84 91V92H85ZM98 90H96L97 92ZM130 91V89H129ZM128 91V92H129ZM133 91V92H135ZM73 92V91H72ZM94 90V93H96ZM103 92V91H102ZM106 92V91H104ZM103 92V93H104ZM128 92H126V94H128ZM131 93H133L132 91H130ZM13 93V92H12ZM46 93V92H45ZM83 93V92H82ZM93 93V94H94ZM110 93V92H109ZM122 93V91H121ZM154 93L156 95H154ZM10 94V93H9ZM17 94V93H16ZM22 94V95H21ZM81 94V93H80ZM108 94V93H107ZM112 94V92H111ZM114 94V93H113ZM135 94V93H134ZM15 95V92L8 97H13ZM18 95V94H17ZM101 95V94H100ZM103 95V94H102ZM101 95V96H102ZM109 95V94H108ZM33 96V97H34ZM46 96V94H45ZM50 96V95H48ZM92 94H89V97H91ZM104 96H106L104 94ZM129 97L131 95H128ZM23 97V96H22ZM24 98V97H23ZM38 98V97H37ZM50 98V97H49ZM108 98V97H107ZM35 99V97H34ZM101 99V98H100ZM106 99V98H105ZM47 100V99H45ZM50 100V99H48ZM59 100V99H58ZM40 101V100H39ZM38 101V102H39ZM43 101V100H42ZM41 101V104H42ZM106 101V100H105ZM108 101V99H107ZM126 101V100H125ZM13 102V101H12ZM33 102V99H32ZM35 102V101H34ZM56 102V101H55ZM54 102V103H55ZM149 102V103H148ZM210 102V103H209ZM18 103V102H17ZM128 103V102H127ZM157 104L160 107V110L163 109L162 111H164V115L161 114L160 115H156L152 111H149V105L150 104ZM38 104V103H37ZM40 104L39 108H42L41 106L44 107V105ZM47 104V103H46ZM98 104V103H97ZM204 104V102H203ZM36 105V104H35ZM34 105V106H35ZM52 105V104H50ZM213 105V104H212ZM5 106V105H4ZM13 106V105H12ZM30 106V104H29ZM53 106V105H52ZM207 106V105H206ZM205 106V108H206ZM211 106V105H210ZM208 106V107H210ZM123 107V104H122ZM13 108V107H11ZM20 108V107H19ZM99 108V109H100ZM158 108V107H157ZM203 108V107H202ZM9 109V108H8ZM34 109V108H32ZM45 109V108H43ZM48 109V107H47ZM210 109V108H209ZM213 109H215L213 107ZM20 110V109H19ZM31 110V109H30ZM36 110V109H35ZM53 110V111H55ZM207 110V108H206ZM46 111V110H45ZM119 111V109H118ZM122 111V110H121ZM198 111V110H196ZM203 111V110H201ZM217 111V110H216ZM214 111V113L216 112ZM220 111V112H221ZM2 112V111H1ZM0 112V113H1ZM31 112V111H30ZM34 112V111H32ZM42 112V109H41ZM12 115L13 112L11 111ZM20 113V112H19ZM22 113V112H21ZM25 114L23 115V117H20L19 123L17 125L20 124V127L25 126V125H31L32 122H37L36 121V115L34 113H29V112H24ZM38 113V112H37ZM211 113L212 116H214ZM7 114V113H6ZM39 114V113H38ZM48 114V113H47ZM172 114V115H171ZM200 114V112H196L195 113V117L198 116ZM208 114V113H207ZM120 115V114H118ZM127 115V116H128ZM19 116H22L19 114ZM44 116V115H43ZM165 116V117H164ZM188 115L184 116L187 118ZM210 116V115H209ZM208 116V117H209ZM3 117V116H2ZM6 117V116H5ZM4 117V118H5ZM9 117V115H8ZM15 117V116H14ZM14 117L10 116L9 119H2L0 117V124L2 125H8L6 124V122H12L14 121ZM46 117V116H45ZM49 117V116H48ZM193 117V116H192ZM211 117V116H210ZM209 117V118H210ZM68 118V116H67ZM108 118V119H107ZM114 118V117H113ZM147 118V125L145 124V119ZM206 117H204L205 119ZM48 119V118H47ZM112 119V118H111ZM125 119V117H124ZM185 118H183L184 121ZM193 119V118H191ZM195 119V118H194ZM8 120V121H7ZM39 120V119H38ZM69 120V118L67 119ZM101 121L103 124L109 123V125L107 126V128L105 129H96V133L94 134H87L84 136V134H81L82 132V126L86 127V126H95V124L97 123V121ZM130 120V119H129ZM160 121V119H158ZM208 120V119H207ZM16 122L18 120H15ZM124 121V120H123ZM165 121V120H163ZM162 121V122H163ZM70 122V120H69ZM70 122V123H71ZM100 122V123H101ZM161 122V121H160ZM186 122L189 124V119H186ZM14 123V122H13ZM39 123V122H37ZM95 123V124H94ZM118 123V121H117ZM128 123V122H126ZM154 123V122H153ZM183 123V122H182ZM255 123H258L259 127H257V125ZM71 124V125H72ZM121 124V123H120ZM81 125V126H80ZM123 124H121L122 126ZM248 125V124H247ZM1 126V125H0ZM57 126H52L50 124V129L47 133H56L55 131L57 130ZM115 126V128L113 127ZM120 126V125H119ZM120 126V127H121ZM124 126V125H123ZM126 126V125H125ZM124 126V127H125ZM130 126V125H129ZM160 126V125H159ZM157 126V127H159ZM36 127V126H35ZM90 127V128H92ZM98 127V126H97ZM100 127V125H99ZM98 127V128H99ZM110 127H112V129H110ZM128 127V126H127ZM164 127V126H163ZM162 127V128H163ZM170 127V126H169ZM5 128V127H4ZM16 128V127H15ZM23 128V127H22ZM122 128V127H121ZM120 128V129H121ZM167 128V126L165 127ZM168 129V128H167ZM187 129V128H186ZM246 129V128H245ZM85 130V129H84ZM111 130V131H110ZM161 131H165L166 129H158L157 131L160 132ZM170 130V129H169ZM54 131V132H53ZM86 131V130H85ZM156 131V132H157ZM177 131V130H176ZM191 131V130H190ZM243 134V136L247 135L245 133V131L243 132L242 130H240ZM87 132H89L87 130ZM122 132V131H121ZM152 132V130H151ZM166 132V131H165ZM46 133V132H44ZM93 133V132H92ZM155 133V132H154ZM164 133V132H163ZM172 133V132H171ZM122 134V133H121ZM130 134V133H129ZM157 134V133H156ZM162 135V133L160 134ZM159 135V137H160ZM140 136V138H141ZM99 137V138H98ZM142 137V139H143ZM158 137V138H159ZM153 138V136H152ZM95 139V140H94ZM149 139V138H148ZM104 140V141H103ZM131 140V139H129ZM95 142V143H94ZM119 142L123 143L122 145L119 144ZM143 142V141H142ZM149 142V141H147ZM156 142V141H155ZM97 144L94 150H91V144ZM129 143V142H128ZM144 143V142H143ZM151 143V142H150ZM108 144H111V148L110 146L108 147V149L110 148V157L105 156V154L103 153V148L107 147ZM118 144V146H117ZM129 145V144H128ZM133 145V146H132ZM143 145V144H142ZM141 145V146H142ZM153 145V144H152ZM132 147V148H131ZM143 148V147H142ZM156 148V147H155ZM83 149V150H84ZM141 149V148H140ZM159 149V148H158ZM157 150V149H156ZM142 151V150H140ZM151 151V150H150ZM154 151V150H153ZM160 151V150H159ZM60 152V151H59ZM105 152V151H104ZM106 153V152H105ZM155 153V151H154ZM157 153V151H156ZM159 153V152H158ZM162 153V151L160 152ZM55 155V154H54ZM140 155V154H139ZM49 156V155H48ZM47 156V157H48ZM109 156V155H108ZM137 156V155H136ZM149 156V155H148ZM152 156V155H151ZM158 156V155H156ZM154 155L153 158V163H156V157ZM146 157V156H145ZM150 158V157H148ZM64 159V158H63ZM56 160V159H55ZM132 160V159H131ZM43 161V160H42ZM60 161V160H59ZM91 161V159H90ZM142 161V160H141ZM160 161V159H159ZM52 162V161H51ZM56 162V161H54ZM93 162V161H91ZM130 162V161H129ZM59 163V162H58ZM90 163V162H89ZM160 163V162H159ZM128 164V162H127ZM133 164V163H132ZM149 165V164H148ZM140 166V165H139ZM146 166V165H145ZM151 166V165H150ZM149 166V167H150ZM157 166V165H156ZM130 167V166H129ZM115 168V169H114ZM162 168V166H161ZM97 169V168H96ZM115 171H112V170ZM120 170V171H119ZM133 170V169H132ZM130 170V171H132ZM110 173H107V172ZM139 171V170H138ZM98 172V173H99ZM112 172H116V173H112ZM141 172V171H140ZM76 176V175H74ZM119 176V177H118ZM78 177V176H77ZM132 177V176H131ZM143 177V176H142ZM137 178V177H135ZM134 179V178H133ZM27 181V180H26ZM100 181V182H99ZM144 183V182H143ZM139 184V183H138ZM137 184V185H138ZM23 185V184H22ZM27 185V184H26ZM79 185V184H78ZM4 187L7 186V183H4L3 185ZM59 186V185H58ZM71 186V185H70ZM69 186V187H70ZM75 186V185H74ZM73 186V187H74ZM81 186V185H79ZM78 186V187H79ZM94 186V185H93ZM94 186V187H96ZM30 187V185H29ZM68 187V188H69ZM141 188V186H139ZM138 187V189H139ZM144 187V185H143ZM40 188V187H39ZM64 188V187H63ZM82 188V187H81ZM100 188V189H99ZM145 188V187H144ZM143 188V189H144ZM148 188V187H147ZM145 188V189H147ZM50 189V188H49ZM47 189V190H49ZM142 189V190H143ZM144 189V190H145ZM54 190V189H53ZM69 190V189H68ZM82 190V189H80ZM141 190V191H142ZM40 192L43 190H39ZM61 191V190H60ZM138 191V190H137ZM148 191V189H147ZM146 191V192H147ZM45 192V191H43ZM53 192V191H52ZM63 192V191H62ZM76 192V191H75ZM132 192V191H130ZM145 192V193H146ZM19 193V192H18ZM55 193V192H54ZM58 193V192H57ZM70 193V192H69ZM81 193V192H80ZM126 195H125V194ZM127 193H129L127 195ZM144 193V192H142ZM149 193V192H148ZM147 193V194H148ZM43 194V193H42ZM45 194V193H44ZM66 194V193H65ZM79 194V193H78ZM81 194H85L84 192ZM79 194V196L81 195ZM141 193H139L137 196H139ZM146 194V195H147ZM19 195V194H18ZM61 195V194H60ZM74 195V194H73ZM78 196V197H79ZM136 196V197H137ZM63 197V196H62ZM68 197V196H67ZM135 197V198H136ZM152 197V196H150ZM147 198L148 199H150ZM76 198V197H75ZM80 198V197H79ZM134 197H130V200L132 202V200H135ZM144 198V197H143ZM141 199V198H140ZM60 200V199H59ZM142 200V199H141ZM152 200V199H151ZM163 200V199H162ZM76 201V200H75ZM74 201V202H75ZM145 201V200H144ZM57 202V201H56ZM97 205H95L96 203ZM147 202V201H146ZM58 203V202H57ZM68 203V201H67ZM80 203V202H79ZM92 203H94V205L96 206L94 209H91L88 211L89 209V205H93ZM140 203V201H139ZM143 203V202H141ZM161 203L163 204V202L161 201ZM64 204V203H63ZM108 206H106V205ZM58 205V204H57ZM76 205V204H75ZM81 205V204H79ZM130 205V203H129ZM160 205V204H159ZM62 206V205H61ZM77 206V205H76ZM104 208V206L106 208H109L110 206H114L112 208V219H110L109 217L105 220L103 218L99 219L102 220L103 222H96L97 218L92 217V216H96L98 214L97 212V208ZM127 206V205H126ZM58 207V206H57ZM70 207V206H69ZM78 207V206H77ZM80 207V206H79ZM93 207V206H92ZM150 207V206H148ZM147 207V208H148ZM38 208V207H36ZM62 208V207H61ZM111 208V207H110ZM30 209V208H29ZM28 209V210H29ZM50 209V208H49ZM55 209V208H54ZM53 209V210H54ZM151 209V208H150ZM149 209V210H150ZM174 209V208H172ZM27 210V211H28ZM51 210V211H53ZM101 210V209H100ZM145 210V209H144ZM143 210V211H144ZM148 210V209H147ZM153 210V209H152ZM150 210V211H152ZM88 211V212H87ZM109 211V209L107 210ZM154 211V210H153ZM152 211V212H153ZM35 212V211H34ZM41 212V211H39ZM81 212V211H80ZM100 212V211H99ZM137 212V211H134ZM174 211L172 210V212L170 211L169 213H173ZM29 213L30 217H33V213L32 212H27ZM56 213V212H55ZM108 213V212H107ZM110 213V211H109ZM108 213V215H110ZM130 213V212H127ZM139 213V212H137ZM151 213V212H150ZM175 213V212H174ZM38 214V213H37ZM100 214V213H99ZM98 214V215H99ZM104 214V213H103ZM135 214V213H134ZM144 214V213H142ZM149 214V213H148ZM147 214V215H148ZM152 214V213H151ZM29 215L27 216L28 218ZM41 215V214H40ZM62 214L58 212V214H56L55 216L59 219L61 218ZM88 215V216H86ZM89 215L90 217H92L93 219L90 221L89 219ZM138 215V214H137ZM150 215V214H149ZM165 215V213H164ZM169 215V214H168ZM173 215V214H171ZM54 215L50 214L48 218V220L46 221V223H42L43 227L45 226H49L51 228V225L55 222L58 221L57 218H55ZM79 216V215H78ZM77 216V217H78ZM100 216V215H99ZM102 216V215H101ZM141 216V215H139ZM146 216V214H145ZM166 216V215H165ZM36 216H34L35 218ZM68 217L66 214H63L62 218H66ZM71 217V216H70ZM69 217V218H70ZM74 217V216H73ZM81 217V218H82ZM98 217V216H97ZM103 217V216H102ZM143 217V216H142ZM40 218V217H39ZM42 218V217H41ZM49 218L52 220H49ZM100 218V217H99ZM116 218V219H117ZM36 219V218H35ZM110 219V220H109ZM119 219V218H118ZM137 219V218H135ZM142 219V218H141ZM144 219V218H143ZM27 220V218H26ZM30 220V219H29ZM28 220V222H29ZM39 220V219H38ZM45 220V218H44ZM98 220V221H99ZM131 218H129V216H124L123 220L125 224H121L123 225L122 227H118L119 228V232L118 235L120 233V237L118 238L119 240L124 239V237L128 236L131 238H134L133 240H137L139 238H144L142 233L140 232V230H138L135 226V228L132 227H127L126 223L128 221H130ZM140 220V219H138ZM36 221V220H35ZM41 221V220H39ZM60 222H62V219L59 220ZM58 221V222H59ZM71 221V218H70ZM145 221V220H144ZM34 222V221H33ZM45 222V221H44ZM67 222V221H66ZM123 222V223H124ZM132 222V221H131ZM143 222V221H142ZM31 223V222H30ZM38 222L36 221V224ZM41 223V222H40ZM38 223V226L39 224ZM145 223V222H144ZM242 223V222H241ZM51 224V225H50ZM66 224V223H65ZM131 224V223H130ZM28 225V224H26ZM41 225V224H40ZM57 225V224H56ZM59 225V224H58ZM25 226V225H24ZM33 226V225H31ZM37 225L35 227H32L30 229H32L33 232H26L22 235V236H18V237H23L27 239V242H29L28 247L23 251L20 252V248H18V246L16 247V251H18V255H17V259H19V263H22V257L24 259L23 255L25 253V251H30L28 250V248H31L30 245L35 244V245H39L40 247H44V246H49L51 245L52 247L54 246L55 243L59 244L61 242H67V243H72L73 242V234L67 236V240L63 237L61 239V235L59 234V236H54L52 237V233L51 230L48 226L45 227V229H43L42 227H38ZM102 226V227H101ZM120 226V225H119ZM131 226V225H130ZM192 226V225H191ZM89 227V228H88ZM26 228V227H25ZM54 228V227H53ZM88 228V229H87ZM104 228H106L104 230ZM116 228V227H115ZM194 228V227H193ZM192 228V229H193ZM194 228V229H196ZM28 229V228H27ZM57 229V228H56ZM193 229V230H194ZM37 230V231H36ZM115 230V229H114ZM197 230V229H196ZM58 232V231H57ZM55 232V233H57ZM100 233V231H97V233ZM20 233V232H18ZM54 233V235H56ZM62 233V232H61ZM103 233V232H102ZM101 233V234H102ZM107 233V232H106ZM241 233V232H240ZM239 233V234H240ZM115 234V232H114ZM146 234V233H145ZM196 234V233H195ZM242 234V233H241ZM19 235V234H18ZM105 235V234H104ZM172 235V234H171ZM63 236V235H62ZM95 236V235H94ZM103 236V235H102ZM145 236V235H144ZM118 237V236H116ZM125 237V239H126ZM127 237V238H128ZM146 237V236H145ZM240 237V236H239ZM16 238V237H15ZM19 238V239H21ZM42 238H45V240H42ZM96 238V236L94 237V239ZM107 238V237H105ZM109 238V237H108ZM115 239V237H113ZM112 238V239H113ZM147 238V237H146ZM111 239V240H112ZM117 239V240H118ZM124 239V240H125ZM148 239V238H147ZM146 239V240H147ZM102 240V239H101ZM109 240L113 245V242ZM116 240V239H115ZM123 240V241H124ZM127 240V239H126ZM132 240V239H131ZM144 240V239H142ZM91 241V240H90ZM94 241V240H93ZM129 241V240H128ZM138 241V240H137ZM136 241V243H137ZM141 241V240H140ZM241 241V240H240ZM55 242V243H53ZM77 242V241H74ZM126 242V241H125ZM124 242V243H125ZM131 242V241H130ZM139 242V241H138ZM10 242L6 243L5 247L7 248V250L13 251L14 247L13 244H9ZM91 243V242H90ZM122 243V242H121ZM127 243V242H126ZM133 243V242H132ZM135 243V242H134ZM140 243V242H139ZM17 244V243H16ZM94 244V243H93ZM101 244V243H100ZM109 244V243H108ZM119 244V243H118ZM102 245V244H101ZM110 245H105L106 247L110 246ZM121 245V244H119ZM118 245V246H119ZM89 243L88 241L84 242L83 246L81 247H87L88 248ZM97 246V245H96ZM33 247V246H32ZM100 247V245H99ZM98 247V248H99ZM107 247V248H108ZM117 247V246H116ZM120 247H123L122 245ZM2 248V247H1ZM86 248V249H87ZM112 248V247H111ZM81 249V248H80ZM89 249V248H88ZM101 249V248H100ZM105 249V248H103ZM108 250V249H107ZM104 250L103 252H100L99 255H96L95 258L98 256V260H96L95 263L93 264H105L107 261L110 260V258H114L113 255L110 253V251L112 250ZM242 250V249H241ZM2 250H0L1 253ZM26 251V252H27ZM80 251V250H79ZM102 251V250H101ZM120 251V250H119ZM3 252V251H2ZM84 252V251H83ZM99 252V251H98ZM6 253V252H5ZM9 253V252H8ZM12 253V252H11ZM15 253V250L14 252ZM29 253V252H28ZM81 253V252H80ZM93 253V252H92ZM116 253V252H114ZM121 253V252H119ZM239 253V252H238ZM27 254V253H26ZM5 255V254H4ZM16 255V254H15ZM92 255V254H91ZM1 256V254H0ZM3 257V256H2ZM6 257V256H5ZM194 257V256H193ZM199 257V259H200ZM117 258V257H115ZM240 258V256H239ZM200 259V260H201ZM9 260V259H8ZM70 260H77L76 257H72L70 258ZM83 260V259H82ZM88 260V259H87ZM192 260V259H191ZM5 261V260H4ZM94 261V260H93ZM232 261V263H233ZM240 261V260H239ZM242 261V260H241ZM14 262V261H13ZM12 262V263H13ZM18 262V261H17ZM83 262V261H82ZM86 262V260H85ZM202 262V261H200ZM231 262V261H230ZM7 263V262H6ZM5 263V264H6ZM9 263V262H8ZM110 263V262H109ZM112 263V261H111ZM3 264V263H2ZM16 264V262L14 263ZM18 264V263H17ZM62 264V263H61ZM86 264V263H84ZM90 264V263H88ZM118 264V263H117ZM241 264V262L239 263Z\"/></svg>",
	"mask_w": 264,
	"mask_h": 264
}]
</instances>
